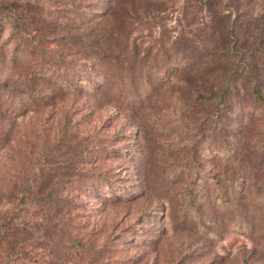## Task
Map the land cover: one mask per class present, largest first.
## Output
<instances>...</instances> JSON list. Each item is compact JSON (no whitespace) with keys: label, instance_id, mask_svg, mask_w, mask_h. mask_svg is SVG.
Instances as JSON below:
<instances>
[{"label":"rangeland","instance_id":"374dc122","mask_svg":"<svg viewBox=\"0 0 264 264\" xmlns=\"http://www.w3.org/2000/svg\"><path fill=\"white\" fill-rule=\"evenodd\" d=\"M0 2V264H264V0Z\"/></svg>","mask_w":264,"mask_h":264},{"label":"trees","instance_id":"16d2710c","mask_svg":"<svg viewBox=\"0 0 264 264\" xmlns=\"http://www.w3.org/2000/svg\"><path fill=\"white\" fill-rule=\"evenodd\" d=\"M16 2V0H11V3H15ZM0 7H8V8H5V9H9L10 11H11V9H12V7H10V4L7 2V3H5V4H2V2H0ZM1 17V16H0ZM2 17L4 18V19H7V20H11V23H12V26L14 27V28H17L18 27V23L13 19L12 20V18H11V16H10V14H3L2 15ZM92 19H94V16L93 17H91V18H88V20H86L87 22H89V23H91V21H92ZM244 22V24L242 23V27H244V28H247V26L246 25H248L249 23H250V21L249 20H244L243 21ZM223 24H222V28H223ZM93 29V28H92ZM35 35L34 34H31L29 37L30 38H33ZM225 53H223V55H224ZM214 59V58H213ZM215 59H217V58H215ZM220 59H222V58H218V60H220ZM211 65V64H210ZM217 65V64H216ZM211 67V66H210ZM251 91H252V94H255V95H259L258 94V91H257V86H252L251 87ZM200 95V94H199ZM0 115H1V112H0ZM1 136V135H0Z\"/></svg>","mask_w":264,"mask_h":264}]
</instances>
